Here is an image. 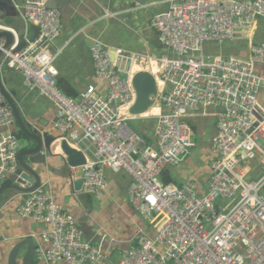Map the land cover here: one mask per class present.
<instances>
[{
  "label": "built area",
  "instance_id": "built-area-1",
  "mask_svg": "<svg viewBox=\"0 0 264 264\" xmlns=\"http://www.w3.org/2000/svg\"><path fill=\"white\" fill-rule=\"evenodd\" d=\"M47 2L23 0L15 5L25 23L39 30L37 39L21 51L14 52L15 31L0 26L15 37L6 50L0 39V52L8 60L0 69L19 73L27 89L51 102L52 125L64 137L60 141L72 129L79 132L69 138L85 163L68 165L72 181H81L79 191L98 195L107 189L106 171L126 173L131 180L128 200L147 219L151 232L139 230L133 247L112 261V253L85 240L75 219L40 185L25 195L17 210L21 218L47 226L39 238L49 247L38 256L66 264H264V109L257 98L264 78L255 69L264 66V43L250 40L255 22L264 20V0H171L165 12L153 16L150 27L170 55L154 59L161 85L151 74L157 89L153 100L167 112L156 116L152 144L126 124V118L142 115L129 113L137 96L129 71L133 62L122 50H111L98 40L90 47L94 74L106 84L104 95L89 86L72 98L57 86V52L50 50V43L62 25L60 12ZM236 40L247 41L246 56L204 54L206 44ZM150 62L146 58L144 65ZM3 102L0 93V184L17 170L21 150L12 132L14 114ZM208 107L216 109V134L206 193L163 184V170L180 165L196 147L187 118ZM123 108L127 116L120 114Z\"/></svg>",
  "mask_w": 264,
  "mask_h": 264
},
{
  "label": "crops",
  "instance_id": "crops-1",
  "mask_svg": "<svg viewBox=\"0 0 264 264\" xmlns=\"http://www.w3.org/2000/svg\"><path fill=\"white\" fill-rule=\"evenodd\" d=\"M171 0H55L52 5L57 6L60 12L62 30L58 38L50 43V50L57 52L54 68L57 72L56 83L64 94L78 98L87 87L94 86L96 91L104 95L106 84L98 79L93 70L90 47L94 40L100 41L111 50H122L128 59L132 60L130 73L148 71L157 78L158 63L154 60L170 53L158 43L157 33L150 27L153 16L168 9ZM20 6L23 0H13ZM126 13L127 19L116 22L117 14ZM134 36L135 46L125 47L127 37ZM250 40L264 43V20H257L250 33ZM248 53L247 41L236 40L223 44H206L204 54L209 57L246 56ZM126 58V59H127ZM150 58L154 70H148L144 60ZM127 59V60H128ZM141 59V61H139ZM135 63V64H134ZM134 66V70H133ZM256 72L264 78V66L258 65ZM3 86L17 106L23 122L31 131L41 136L47 135L55 140L53 147L64 138L61 132L53 127L52 122L55 110L51 102L35 91H30L22 83L19 73L12 70L0 69ZM161 85V84H160ZM258 102L264 109V86L259 89ZM157 109V111H155ZM123 110V111H122ZM130 111V110H129ZM167 110L160 102H155L147 112L138 119L126 118V124L134 128V133L140 136L146 144L153 143V131L156 125V116ZM216 109L208 107L197 112L196 116L187 118L198 138L196 147L199 149L202 167L192 164L189 156L178 166L166 167L160 175L163 184H172L177 187L192 186L197 195L207 191L206 177L210 172V165L215 156L211 151V142L216 134ZM120 114L127 116V109H121ZM130 128V127H129ZM15 125L12 132H18ZM79 134L77 130H70L65 138L67 143L76 148L69 138V134ZM82 147L81 145H79ZM22 149V147H21ZM59 147L54 153L46 154L45 165H40L41 186L52 196L54 202L71 215L84 233V238L93 245L102 244L105 252L115 256L125 252L134 245V238L139 230L151 232L147 219L136 212L128 200L130 178L124 172L106 171L107 189L98 195H87L76 191L75 181H72L71 171L62 156ZM257 173V169L253 171ZM12 175H7L0 184L1 188L14 185ZM25 195L9 190L0 197V264H7L10 250L25 238H32L35 252L28 264H66L64 262H47L38 255L48 249V243L39 238V234L47 229L45 224L23 219L18 215V207L22 204ZM27 247H21L17 252V260H21ZM103 264H116L104 262Z\"/></svg>",
  "mask_w": 264,
  "mask_h": 264
},
{
  "label": "water",
  "instance_id": "water-1",
  "mask_svg": "<svg viewBox=\"0 0 264 264\" xmlns=\"http://www.w3.org/2000/svg\"><path fill=\"white\" fill-rule=\"evenodd\" d=\"M54 1L55 0H48L47 6L49 8H57V6L52 5ZM127 17L126 13L120 12V14L115 16L114 20L116 22L123 23ZM0 26L15 31L17 36V45L14 52L21 51L28 43L36 40L39 35V30L36 26L26 24L22 19L19 12L15 8L13 0H0ZM0 39H4L5 41L4 50L9 49L15 42V37L7 30L0 29ZM2 60H4V56L0 52V63L3 62V67H6L8 60ZM132 85L136 92L137 99L135 104L131 107L129 113L132 115H141L154 104L153 99L157 95L156 82L154 77L148 71H139L134 74ZM0 93L4 97V102L1 106H7L11 109L15 117L16 126L27 141V146L22 148L17 155L18 168L12 175L14 185L1 188L0 197L3 193L9 190H13L15 193L20 195H26L33 192L41 185L39 166L45 165L46 154H51V145L57 139L48 137L47 135L41 136L35 131H31L27 128L17 106L6 92L1 76ZM60 147L63 155L67 158V164L69 166L78 167L84 165L85 159L82 153L71 147L66 140H62L60 142ZM80 187L81 181H75V190L79 191ZM23 246H26L27 249L21 260V264H28V262L32 260V255L36 248H34L33 239L28 237L20 241L10 250L7 264H19L16 252Z\"/></svg>",
  "mask_w": 264,
  "mask_h": 264
},
{
  "label": "rangeland",
  "instance_id": "rangeland-1",
  "mask_svg": "<svg viewBox=\"0 0 264 264\" xmlns=\"http://www.w3.org/2000/svg\"><path fill=\"white\" fill-rule=\"evenodd\" d=\"M133 47L136 45L135 42H134V36H129L127 37V41L125 43V47H130L132 46ZM130 129L132 131H134V128L131 127V125L129 126ZM198 138H196V141H197ZM25 146H27V141L25 139H21L20 140V147L24 148ZM189 159L190 161L192 162L193 165H195L196 167H202L203 166V163L201 162L200 160V152H199V149H192L190 151V154H189ZM258 177L254 178L255 180L257 179ZM218 207H217V211H218Z\"/></svg>",
  "mask_w": 264,
  "mask_h": 264
},
{
  "label": "bare ground",
  "instance_id": "bare-ground-1",
  "mask_svg": "<svg viewBox=\"0 0 264 264\" xmlns=\"http://www.w3.org/2000/svg\"><path fill=\"white\" fill-rule=\"evenodd\" d=\"M134 64H135V63H134ZM147 66H148V67H147L148 70H150V69H151V70H154V69H155V68L153 67V63H149ZM133 70H134V66H133ZM129 71H130V70H129ZM130 74H131V73H130ZM158 85L160 86L159 83H158ZM148 110H149V109H148ZM148 110H147V111H148ZM122 111H123V110H122ZM147 111H146V112H147ZM155 111H157V109H155ZM141 115H142V114H141ZM60 142H61V141L56 142L57 145H55V147H59L60 150H61ZM55 147H53V144L51 145V152H52V153H54V148H55ZM61 151H62V150H61ZM62 153H63V152H62Z\"/></svg>",
  "mask_w": 264,
  "mask_h": 264
},
{
  "label": "trees",
  "instance_id": "trees-1",
  "mask_svg": "<svg viewBox=\"0 0 264 264\" xmlns=\"http://www.w3.org/2000/svg\"><path fill=\"white\" fill-rule=\"evenodd\" d=\"M255 43H256V42H255ZM256 68H257V66H256ZM256 68H255V69H256ZM16 136H17V138H18L19 140H21V139H25V137L23 136V134H22L20 131L17 132Z\"/></svg>",
  "mask_w": 264,
  "mask_h": 264
}]
</instances>
